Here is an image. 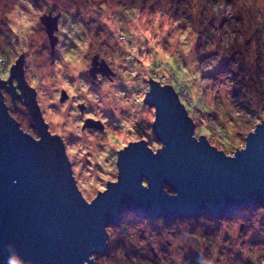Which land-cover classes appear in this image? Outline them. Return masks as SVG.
I'll return each mask as SVG.
<instances>
[{"label": "rangeland", "instance_id": "rangeland-1", "mask_svg": "<svg viewBox=\"0 0 264 264\" xmlns=\"http://www.w3.org/2000/svg\"><path fill=\"white\" fill-rule=\"evenodd\" d=\"M49 12L60 15L54 54L40 20ZM21 55L90 197L118 180V151L129 142L162 147L155 109L144 101L149 78L173 86L194 136L227 155L243 149L264 120V0H0L2 79ZM96 55L107 67L96 76L107 79L90 71ZM2 93L20 128L39 139L24 100L15 99V108ZM123 218L107 228L108 250L92 256L95 264H202L196 251L210 264H264L261 205L223 218Z\"/></svg>", "mask_w": 264, "mask_h": 264}, {"label": "water", "instance_id": "water-1", "mask_svg": "<svg viewBox=\"0 0 264 264\" xmlns=\"http://www.w3.org/2000/svg\"><path fill=\"white\" fill-rule=\"evenodd\" d=\"M59 18L52 13L40 18L52 54ZM98 59L90 69L94 76L98 66L107 68ZM11 76L10 85L0 78V264H95L92 256L108 249L107 228L122 223L125 212L171 222L264 207V120L249 132L243 149L227 155L206 137L194 136L195 124L170 85L149 78L144 101L155 109L152 126L162 147L154 152L144 140L129 142L118 151V180L90 197L74 171L67 138L51 129L26 80L23 55ZM2 89L15 108V99L23 98L39 139L11 116ZM66 99L63 90L61 101ZM79 108L84 111V105ZM195 253L202 264H210Z\"/></svg>", "mask_w": 264, "mask_h": 264}, {"label": "trees", "instance_id": "trees-1", "mask_svg": "<svg viewBox=\"0 0 264 264\" xmlns=\"http://www.w3.org/2000/svg\"><path fill=\"white\" fill-rule=\"evenodd\" d=\"M18 60H19V59H18ZM11 69H12V67H11ZM0 78H1V77H0ZM1 79H2V78H1ZM11 79H13V78H12V76L10 75V76H9V80H8V81L6 80V81H7V82H11ZM2 80H4V79H2ZM4 81H5V80H4ZM152 81H157V82H159L158 80H155V79L151 78V79H150V82H152ZM7 82H6V83H7ZM159 83H160V82H159ZM168 87L174 89V91L177 93V91L175 90V88H174L173 86L170 85V86H168ZM177 95L179 96L178 93H177ZM179 99H180V96H179ZM180 101H181V100H180ZM181 103H182V102H181ZM182 104L184 105V103H182ZM185 108H186V107H185ZM186 110H187V109H186ZM188 115H189V114H188ZM189 117H190V116H189ZM190 118H191V117H190ZM165 189H166L167 192H169V193H174L173 190H172V188L169 187V186H165ZM132 217H133V216H132ZM126 218H127V217H126ZM123 219H124V218H123ZM132 219L134 220V218H132ZM107 250H108V249H107Z\"/></svg>", "mask_w": 264, "mask_h": 264}, {"label": "flooded vegetation", "instance_id": "flooded-vegetation-1", "mask_svg": "<svg viewBox=\"0 0 264 264\" xmlns=\"http://www.w3.org/2000/svg\"><path fill=\"white\" fill-rule=\"evenodd\" d=\"M49 13H52V12H49ZM52 15H53V14H52ZM53 16H54V15H53ZM59 39H60V37H59ZM58 44H59V42H58ZM56 49H57V48H56ZM18 59H19V58H18ZM17 62H18V60L15 62V64H16ZM15 64L12 65V68H13V66H14ZM99 71H100V70H99ZM101 71H102V70H101ZM97 77H98V78L101 77V78H103V79L106 78V77H104V76H102V75H100V74H98V75L96 76V78H97ZM106 79H107V78H106ZM6 82H7V81H6ZM7 84L10 85V82H7ZM20 98L23 99L22 97H20ZM38 135H39V133H38ZM39 138H40V137H39ZM36 139H38V138H36ZM200 258H201V257H200Z\"/></svg>", "mask_w": 264, "mask_h": 264}]
</instances>
